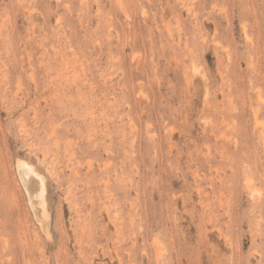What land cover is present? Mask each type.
Segmentation results:
<instances>
[{"label":"rangeland","instance_id":"obj_1","mask_svg":"<svg viewBox=\"0 0 264 264\" xmlns=\"http://www.w3.org/2000/svg\"><path fill=\"white\" fill-rule=\"evenodd\" d=\"M0 264H264V0H0Z\"/></svg>","mask_w":264,"mask_h":264},{"label":"bare ground","instance_id":"obj_2","mask_svg":"<svg viewBox=\"0 0 264 264\" xmlns=\"http://www.w3.org/2000/svg\"><path fill=\"white\" fill-rule=\"evenodd\" d=\"M17 164L19 167L21 166L24 170V175L22 174V178L24 179L25 188L28 191L29 199L32 201V199H35V202H33V206L35 210H37V215L41 220V227L48 232L47 230V223L50 218V211L48 208V196H47V185H46V177L42 174H40L35 168L28 165L26 162L18 161ZM28 171V173H27ZM31 176L36 178V181L32 183L31 185L28 183L31 179ZM31 201H29L31 203ZM31 205V204H30ZM36 212V211H35Z\"/></svg>","mask_w":264,"mask_h":264}]
</instances>
